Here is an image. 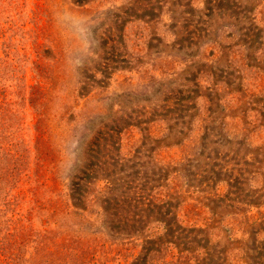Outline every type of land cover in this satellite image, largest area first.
I'll return each mask as SVG.
<instances>
[{"label": "rangeland", "instance_id": "obj_1", "mask_svg": "<svg viewBox=\"0 0 264 264\" xmlns=\"http://www.w3.org/2000/svg\"><path fill=\"white\" fill-rule=\"evenodd\" d=\"M64 10L102 21L95 52ZM145 250L264 264V0H0V264Z\"/></svg>", "mask_w": 264, "mask_h": 264}, {"label": "clouds", "instance_id": "obj_2", "mask_svg": "<svg viewBox=\"0 0 264 264\" xmlns=\"http://www.w3.org/2000/svg\"><path fill=\"white\" fill-rule=\"evenodd\" d=\"M110 10V8L105 7L101 11L106 16ZM55 19L60 27L80 41L82 47L79 51L83 52L84 55H87V52H95L101 46V39H98L96 35V29L102 23L98 17L64 10L62 12L57 11ZM73 66L81 67V59H75Z\"/></svg>", "mask_w": 264, "mask_h": 264}, {"label": "trees", "instance_id": "obj_3", "mask_svg": "<svg viewBox=\"0 0 264 264\" xmlns=\"http://www.w3.org/2000/svg\"><path fill=\"white\" fill-rule=\"evenodd\" d=\"M136 201H137L136 199H128V201L127 200L124 201L122 199V203L121 204H118V205H116L114 207V210L116 211L115 214L116 213H119V209H120V207H121V205L123 203H124V206L122 208V211L124 213L125 212H130L131 210L133 211V209H135V207H136ZM151 202H149L147 204H150ZM138 207H140V206H138ZM160 207L164 208L165 210L168 209V207L166 205H163V204L160 205V204H157V203H152V204H150V208L145 212V214L153 213V211H157ZM140 209H142V208H140ZM167 213H170V211L167 212ZM146 217H147L146 215H141L138 218H146ZM172 217H174V216H171V217L169 216V218H167L166 220L165 219H162V221H164L163 223H166V224L169 225L167 227L168 228L167 230H169V232L172 235H174V236L176 235L177 238H179V237L183 238L184 241H186L187 244H190L191 242H194L195 240L196 241H200L201 240V238L198 237V234L195 233V231H194L195 228H191V227L185 228V227H182L177 222V220L176 219H173ZM145 252H146V250L144 251V253L141 256L135 257L134 260H133V262L131 264H147L148 261L145 258Z\"/></svg>", "mask_w": 264, "mask_h": 264}]
</instances>
